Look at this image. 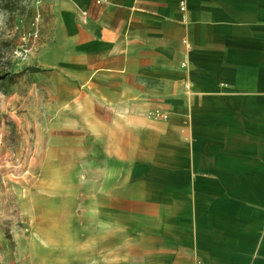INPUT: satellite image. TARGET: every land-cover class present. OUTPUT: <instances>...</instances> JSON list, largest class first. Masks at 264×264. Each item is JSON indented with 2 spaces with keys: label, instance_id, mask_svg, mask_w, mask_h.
Wrapping results in <instances>:
<instances>
[{
  "label": "crops",
  "instance_id": "crops-1",
  "mask_svg": "<svg viewBox=\"0 0 264 264\" xmlns=\"http://www.w3.org/2000/svg\"><path fill=\"white\" fill-rule=\"evenodd\" d=\"M83 2L84 55L60 79L100 161L90 264L124 256L130 226L166 264H264V0Z\"/></svg>",
  "mask_w": 264,
  "mask_h": 264
},
{
  "label": "rangeland",
  "instance_id": "rangeland-1",
  "mask_svg": "<svg viewBox=\"0 0 264 264\" xmlns=\"http://www.w3.org/2000/svg\"><path fill=\"white\" fill-rule=\"evenodd\" d=\"M85 3L0 0V264H90L85 190L91 178L100 185L90 176L100 161H87L83 98L60 79L63 62L84 55ZM132 239L130 226L125 255L104 264H166L137 255Z\"/></svg>",
  "mask_w": 264,
  "mask_h": 264
},
{
  "label": "built area",
  "instance_id": "built-area-1",
  "mask_svg": "<svg viewBox=\"0 0 264 264\" xmlns=\"http://www.w3.org/2000/svg\"><path fill=\"white\" fill-rule=\"evenodd\" d=\"M100 2V0L98 1ZM86 13V12H85ZM150 114L152 115V117L154 118H158V119H165L167 117V115L163 112H161L160 110L156 109L152 112H150Z\"/></svg>",
  "mask_w": 264,
  "mask_h": 264
},
{
  "label": "bare ground",
  "instance_id": "bare-ground-1",
  "mask_svg": "<svg viewBox=\"0 0 264 264\" xmlns=\"http://www.w3.org/2000/svg\"><path fill=\"white\" fill-rule=\"evenodd\" d=\"M82 31V30H81Z\"/></svg>",
  "mask_w": 264,
  "mask_h": 264
}]
</instances>
